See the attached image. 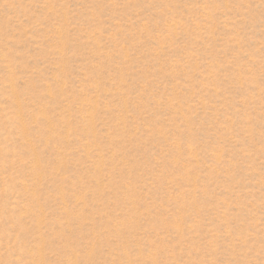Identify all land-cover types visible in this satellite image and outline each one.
Instances as JSON below:
<instances>
[{"label": "rangeland", "instance_id": "rangeland-1", "mask_svg": "<svg viewBox=\"0 0 264 264\" xmlns=\"http://www.w3.org/2000/svg\"><path fill=\"white\" fill-rule=\"evenodd\" d=\"M0 264H264V0H0Z\"/></svg>", "mask_w": 264, "mask_h": 264}]
</instances>
